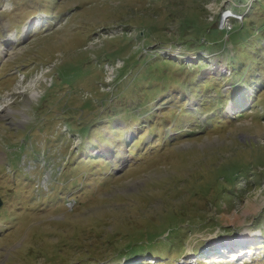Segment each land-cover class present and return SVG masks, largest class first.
<instances>
[{
    "label": "rangeland",
    "instance_id": "rangeland-1",
    "mask_svg": "<svg viewBox=\"0 0 264 264\" xmlns=\"http://www.w3.org/2000/svg\"><path fill=\"white\" fill-rule=\"evenodd\" d=\"M0 199V264H264V0H0Z\"/></svg>",
    "mask_w": 264,
    "mask_h": 264
},
{
    "label": "trees",
    "instance_id": "trees-1",
    "mask_svg": "<svg viewBox=\"0 0 264 264\" xmlns=\"http://www.w3.org/2000/svg\"><path fill=\"white\" fill-rule=\"evenodd\" d=\"M247 101H248V100H246V101H245L244 105H245V104H247ZM184 245H185V243H184V242H182V243H181V246H180V248H181V249L185 248V246H184Z\"/></svg>",
    "mask_w": 264,
    "mask_h": 264
},
{
    "label": "bare ground",
    "instance_id": "bare-ground-1",
    "mask_svg": "<svg viewBox=\"0 0 264 264\" xmlns=\"http://www.w3.org/2000/svg\"><path fill=\"white\" fill-rule=\"evenodd\" d=\"M230 17V15H226V17H225V20H227L228 18ZM242 242H245V241H239V243H241L242 244ZM244 244V243H243ZM239 251V250H238ZM233 252V251H232ZM212 253V252H211Z\"/></svg>",
    "mask_w": 264,
    "mask_h": 264
},
{
    "label": "water",
    "instance_id": "water-1",
    "mask_svg": "<svg viewBox=\"0 0 264 264\" xmlns=\"http://www.w3.org/2000/svg\"><path fill=\"white\" fill-rule=\"evenodd\" d=\"M2 205V201H1V199H0V206Z\"/></svg>",
    "mask_w": 264,
    "mask_h": 264
},
{
    "label": "built area",
    "instance_id": "built-area-1",
    "mask_svg": "<svg viewBox=\"0 0 264 264\" xmlns=\"http://www.w3.org/2000/svg\"><path fill=\"white\" fill-rule=\"evenodd\" d=\"M108 69V67H106Z\"/></svg>",
    "mask_w": 264,
    "mask_h": 264
}]
</instances>
